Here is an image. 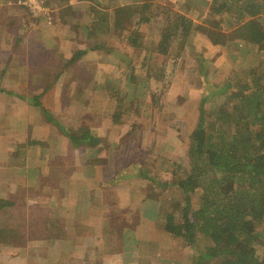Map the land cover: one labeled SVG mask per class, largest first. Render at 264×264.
Returning <instances> with one entry per match:
<instances>
[{
  "label": "crops",
  "instance_id": "1",
  "mask_svg": "<svg viewBox=\"0 0 264 264\" xmlns=\"http://www.w3.org/2000/svg\"><path fill=\"white\" fill-rule=\"evenodd\" d=\"M192 1L194 14L203 15L209 3L186 0ZM165 2L170 5L174 0ZM54 3L50 9L53 26L33 24L29 33L17 34L10 46L0 45V201L12 203L0 215L16 208H48L47 216L56 221V231L54 236L35 238L26 226L21 240L13 239V244L0 237V264H140L144 255L149 258L161 249H174L167 243V237L173 239L171 235L157 229L156 215L150 214L152 210L157 214L160 202L149 196L155 192L153 188H163L162 183L147 173L139 176L128 170L141 162L117 166L111 156L114 143L125 136L128 142L139 127L131 131L123 118L119 124L113 122L115 94L110 86H137L132 90L135 95L137 82L146 78L143 57L139 62L133 59L143 47L136 49L128 43L134 24L118 25L114 11L117 6L143 1ZM89 7L109 13L108 32L99 37L106 49L87 47ZM195 36L194 40L206 43L204 35ZM23 37L25 45L20 43L25 41ZM170 78L168 83L173 85V73ZM60 128L87 129L100 143L95 147L73 144ZM103 144L111 152L98 161ZM84 147L90 148L85 161L84 156H77ZM122 212L128 213V220ZM129 213L135 214L131 217ZM43 224L34 222L31 228ZM153 257L151 264H157Z\"/></svg>",
  "mask_w": 264,
  "mask_h": 264
},
{
  "label": "trees",
  "instance_id": "2",
  "mask_svg": "<svg viewBox=\"0 0 264 264\" xmlns=\"http://www.w3.org/2000/svg\"><path fill=\"white\" fill-rule=\"evenodd\" d=\"M212 4L214 16L234 12L228 21L234 39L258 53H264V26L257 20L264 16V0H233L232 5L231 0H212ZM150 7L149 3L115 7L114 16L118 25L124 22L134 24L128 39L131 47H142L138 27L145 24L150 27L152 24V16L145 14V11L150 12ZM161 13L164 19L158 44L145 52L141 63V67L146 68L148 80L162 79L166 75L171 77L185 45L198 33L205 35L214 47L223 46L231 40L221 26L210 19L204 23L194 22L188 16L167 8ZM88 15L90 31L87 47L89 50L105 48L99 43V37L108 32L109 13L100 7H89ZM16 20L13 18L10 25L13 26ZM2 23L0 20V26ZM174 42H177L178 52L170 60L171 68L167 69L170 65L158 67L154 56L169 57V49ZM118 57L127 62L123 56ZM250 62L259 65L249 69V75L240 79L235 88L226 86L217 92L221 103L214 110V118L210 122L203 109L208 97H202L196 127L186 143L189 172L183 178L161 184L167 189L177 187L184 196L178 219L176 210L164 214L163 231L172 238H180L190 249L191 254L185 264H264V257L259 255L258 235L260 231L264 232V70L256 57L250 58ZM121 119L122 113L116 110L113 122L119 124ZM60 130L73 144L95 147L100 143V138L87 129ZM128 170L133 175L146 174L140 164L131 165ZM195 196L197 199L194 201ZM11 205V202L0 201V211L11 209L4 208ZM31 209L9 214L10 224L0 225V237L8 242L21 240L26 226L33 231L31 234H35V238L54 236L56 221L45 219L42 221L44 226L31 228L34 222L42 219H38L36 216L39 215ZM36 211L38 214L41 212ZM168 252H172L171 257L178 260L183 254L179 249Z\"/></svg>",
  "mask_w": 264,
  "mask_h": 264
},
{
  "label": "rangeland",
  "instance_id": "3",
  "mask_svg": "<svg viewBox=\"0 0 264 264\" xmlns=\"http://www.w3.org/2000/svg\"><path fill=\"white\" fill-rule=\"evenodd\" d=\"M20 1L0 0V16H3L0 17V20L3 21L2 26H0V45L2 46H10L15 41L16 38L14 37H17V34L19 37H22L23 34L29 33L33 28V24L38 26V24L45 22L49 27L53 26L54 20L52 19L53 16L50 9L55 5L54 0H43V10L35 15L25 6L19 4ZM140 1L151 4L150 12L145 11V14L152 16V24L150 27L147 26L148 24L140 27V34L142 35L140 41L142 42L143 50L134 54L133 59H136L137 62L140 61L146 51L157 46L159 31L164 19L161 12L165 8L180 12L198 23H204L205 20L210 19L213 23H218L222 31L231 38L225 45L219 47L212 46L205 35L206 43L202 39L194 40L193 38L192 41L185 45L180 58L177 60L176 67L173 70V85H171V82L168 83L172 78L166 75L165 78L161 79V82H154L152 80L146 82L144 80L146 78H141V82H137L139 91L137 89L138 92L135 91V95L132 90L137 86L130 87V85L124 83L119 85L115 83V86H110L115 94L113 96L115 111L117 110L122 113L124 123L130 126L131 131L139 127L138 130L134 131V134H131L132 136L128 142L125 141V136L112 146L113 153L111 156H114L118 161H116L117 166H120V163L123 165L135 164L134 162L139 161L146 173L149 176L155 177L158 182H172L185 177L189 172L190 163L187 158L186 143L190 133L196 127L202 97L206 95L208 97L203 109L206 111L207 121L210 122L214 118V110L221 103V96L216 95L217 92L224 90L226 86L235 88L240 79L249 75V69L259 65L256 62L250 64V58L256 57V59L260 60L264 70V53H258L256 50H252L242 44L240 40L234 39V35L230 34L233 29L228 27V21L234 12L231 14L222 12L220 16H214L212 13V8L214 7L212 0H204L209 5L205 7L203 15L194 14L193 1L187 3L186 0H174L170 5L165 2L166 0ZM232 3L233 0H231V5ZM13 18H17V20L11 26ZM257 20L264 26V16L258 17ZM41 26L39 25V27ZM6 28H10L9 34ZM24 40L20 42L21 45L26 44V38ZM177 52L178 45L177 42H174L169 49V57L154 56L156 65L158 67L170 65V60L175 57ZM170 68L171 65L167 67L168 70ZM136 74H140V72L137 70ZM165 80L166 83L164 82ZM104 92L107 93L106 90ZM101 93H98L99 99L103 97ZM67 103H71V100H68ZM118 106H120L119 110L117 109ZM44 113H46L45 110ZM45 119L47 118L45 117ZM88 150L90 148H82L77 153V156H84V161L89 160L85 157ZM98 150V158L96 159L98 161L111 152V148L104 144L100 145ZM59 161V158H54L53 162L59 163ZM152 190H155V192L149 197H152L157 203L160 202V204L158 203L157 214L153 213V210L150 211V214L156 215L154 220L157 222V229L163 230L165 222L164 214L170 212V210H176V218L178 219V210L182 208L184 196L175 186L168 189L155 187ZM196 199L195 196L194 201ZM16 209L10 213L0 215V225L5 226L10 224L11 219H8L9 214H20L30 208L27 210L25 208ZM36 209L41 212L38 214ZM148 209L150 208H146L145 210ZM31 210H33V213L36 212L39 215L36 216L38 219L39 217L42 218L40 222L45 219L54 221V219H49L47 216L48 208H32ZM126 213L122 212V216L128 220V213ZM133 214L135 213L130 214L131 217H133ZM148 215L146 214V216ZM115 216L118 217V213ZM132 221L136 222V219ZM258 235L260 243L259 255L263 258L264 232L260 231ZM167 243L170 246L172 245L174 250L179 249L183 252L181 259L178 260L177 257L173 259L171 257L172 252H168L171 250L165 248L161 249L160 252H155L154 257L148 256L149 258H147L144 255L140 264H151V257L155 259L157 264H185L187 256L191 254L190 249L185 246L180 238L171 239L167 237Z\"/></svg>",
  "mask_w": 264,
  "mask_h": 264
},
{
  "label": "built area",
  "instance_id": "4",
  "mask_svg": "<svg viewBox=\"0 0 264 264\" xmlns=\"http://www.w3.org/2000/svg\"><path fill=\"white\" fill-rule=\"evenodd\" d=\"M19 4L25 6L32 14H37L43 10V0H21Z\"/></svg>",
  "mask_w": 264,
  "mask_h": 264
}]
</instances>
